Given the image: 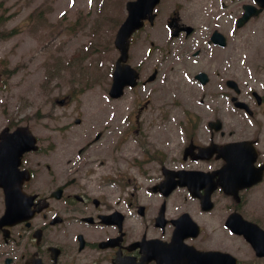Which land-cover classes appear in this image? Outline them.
Returning a JSON list of instances; mask_svg holds the SVG:
<instances>
[{"label": "flooded vegetation", "instance_id": "af4514ba", "mask_svg": "<svg viewBox=\"0 0 264 264\" xmlns=\"http://www.w3.org/2000/svg\"><path fill=\"white\" fill-rule=\"evenodd\" d=\"M238 12L235 0H188L185 15L171 22L175 30L193 25L188 34L179 32L173 39L180 40L178 45L162 54L147 49L138 61L130 58L142 80L128 92L143 107L164 88L144 80L148 69H156L158 76L163 63H182L194 74L204 73L198 86L202 111L178 114L187 126L179 145L144 144L126 152L118 140L120 131L105 128L107 122L170 118V112H115L98 114L100 118L81 114L68 121L60 118L54 130L34 134L37 148L14 155L0 169L7 182L22 180L21 194L12 187L15 197L27 202L31 196L30 208L22 209L16 223H1L0 209V264L137 262L140 249L133 244L142 237L167 241L171 221L184 212L211 239L223 235L221 224L210 221L222 208L223 220L238 213L264 230V10L247 22L245 31L234 26ZM202 28L206 33L193 36ZM215 29L223 45L210 41ZM100 139L107 140L103 149L96 145ZM237 142L244 144L234 152L223 149ZM179 170L202 172L198 197L187 187L170 192L160 187L171 171ZM202 198L209 199V210L202 209ZM0 200L3 204L1 189ZM161 211L165 222L159 228Z\"/></svg>", "mask_w": 264, "mask_h": 264}, {"label": "rangeland", "instance_id": "374dc122", "mask_svg": "<svg viewBox=\"0 0 264 264\" xmlns=\"http://www.w3.org/2000/svg\"><path fill=\"white\" fill-rule=\"evenodd\" d=\"M128 0H0V127L5 119L16 114L30 115L32 119L48 125L55 121L48 115L70 117L82 106L84 113L124 111L128 107L123 100L113 109L103 104V90L108 81V68L115 58L112 40L114 32L125 15L124 4ZM146 41L137 40L133 48H145L149 43L165 41L161 20L146 27ZM140 34V36L142 35ZM6 35V36H5ZM82 54V74L76 63L66 62L74 55ZM102 66L97 74L99 83L92 79L80 80L88 74L87 67ZM77 71V72H76ZM83 87V93L69 106H59L54 98L72 94V85ZM89 84V85H87ZM99 84V85H97ZM152 106L148 111H153ZM177 111V110H175ZM32 114H38L34 117ZM56 118V117H55ZM144 128L148 139L161 141L160 122L146 120ZM35 128L41 129L36 125ZM147 128H153L148 130ZM134 136V133L132 134ZM129 142V143H127ZM101 144V143H99ZM136 142L128 138L123 145L130 147ZM222 208L213 216L222 226ZM220 233L213 239L207 235L198 238L200 248H218L244 255L242 263L250 262L251 251L240 240ZM252 264V263H249ZM254 264H264L258 262Z\"/></svg>", "mask_w": 264, "mask_h": 264}, {"label": "water", "instance_id": "95a60500", "mask_svg": "<svg viewBox=\"0 0 264 264\" xmlns=\"http://www.w3.org/2000/svg\"><path fill=\"white\" fill-rule=\"evenodd\" d=\"M144 1L149 3V0H138L135 3H128L129 9V17L127 18L126 22L121 26L120 30L117 33L115 45L120 50L122 55H125V51L127 49V38L131 31L139 26V18L143 17L147 12H149L152 8V4H148L144 7ZM123 71H128L125 67L119 66L116 69L117 74L119 75ZM116 83L114 87H120L121 82L124 81L122 78L119 80V77L116 78ZM125 83V82H124ZM228 225L231 226V221H228ZM248 237V236H247ZM248 239H250L248 237ZM251 241V240H250ZM253 245V240L251 241ZM255 248L259 250L260 254L264 255V251L262 252V246L255 245ZM218 252H206V253H199L196 255H190L187 257H183L182 264H235V260L231 259L229 255H222L224 257L218 258L216 256ZM227 258V259H226Z\"/></svg>", "mask_w": 264, "mask_h": 264}]
</instances>
